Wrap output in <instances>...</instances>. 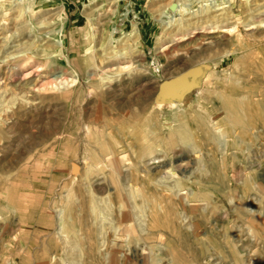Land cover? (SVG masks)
Returning a JSON list of instances; mask_svg holds the SVG:
<instances>
[{
	"label": "rangeland",
	"instance_id": "1",
	"mask_svg": "<svg viewBox=\"0 0 264 264\" xmlns=\"http://www.w3.org/2000/svg\"><path fill=\"white\" fill-rule=\"evenodd\" d=\"M73 7L0 0V264H264V0Z\"/></svg>",
	"mask_w": 264,
	"mask_h": 264
},
{
	"label": "bare ground",
	"instance_id": "2",
	"mask_svg": "<svg viewBox=\"0 0 264 264\" xmlns=\"http://www.w3.org/2000/svg\"><path fill=\"white\" fill-rule=\"evenodd\" d=\"M170 80V78H169ZM197 81H196V77L194 76L192 80H189V77L187 75H185L184 77L182 78H178V79H175L173 82L165 85V87L163 88V92L165 91L166 92V96L168 97H176V98H179L182 94V91L187 89V88H192L194 86V84H196ZM241 83V82H240ZM237 86V85H236ZM263 91V90H262ZM264 93V92H263ZM262 93H260L261 95ZM241 105H240V101L239 100H236L234 98H225V100L223 101V109H221L222 111L225 112L226 115H229L231 118H242L241 115H240V111H238L240 109ZM223 112V113H224ZM205 113V112H204ZM207 113V112H206ZM255 113L254 112H251L249 114H247L246 117H248V119L252 121H255L256 119V115H254ZM249 115L251 116L249 118ZM256 116V117H255ZM231 118H227L225 121H217V120H214L212 119L211 120V124L207 127L206 123L202 122V127L206 130V131H211L212 132H216V134L218 133V140L220 142V147L219 149H222L223 152H226L229 147H230V138L232 137L231 135L230 136H227L226 139H225V136L221 135L220 132H219V129L222 127V125L224 123H227V122H230V119ZM210 119V118H209ZM222 120V119H221ZM249 120V121H250ZM232 124V123H231ZM216 139V138H215ZM219 147V146H218ZM206 149V148H205ZM225 156V155H224ZM234 156V155H233ZM225 158V157H224ZM223 160V159H222ZM157 161V159H156ZM159 162V161H157ZM222 163V162H221ZM225 163V161H224ZM222 165V164H221ZM116 166V165H115ZM161 168V167H160ZM197 168V167H196ZM161 170V169H160ZM226 170V169H225ZM77 171V169H76ZM194 172V171H192ZM191 172V173H192ZM201 172V171H200ZM226 173V172H225ZM224 173V174H225ZM193 175V173L191 174ZM238 177V176H237ZM232 178V177H231ZM243 178V177H242ZM224 179V178H223ZM237 179V178H236ZM140 180V179H139ZM235 182V181H234ZM233 182V183H234ZM134 185V184H133ZM124 186V185H123ZM223 194V193H222ZM243 195V194H242ZM195 198V197H194ZM127 199V198H126ZM255 203V202H254ZM253 205V204H252ZM239 214V213H238ZM241 215V214H240Z\"/></svg>",
	"mask_w": 264,
	"mask_h": 264
},
{
	"label": "built area",
	"instance_id": "3",
	"mask_svg": "<svg viewBox=\"0 0 264 264\" xmlns=\"http://www.w3.org/2000/svg\"><path fill=\"white\" fill-rule=\"evenodd\" d=\"M49 4H56L60 7H66V0H46Z\"/></svg>",
	"mask_w": 264,
	"mask_h": 264
},
{
	"label": "crops",
	"instance_id": "4",
	"mask_svg": "<svg viewBox=\"0 0 264 264\" xmlns=\"http://www.w3.org/2000/svg\"><path fill=\"white\" fill-rule=\"evenodd\" d=\"M76 1L77 0H66V7H69L70 8V10H72L71 9V7H73V6H75V3H76ZM74 8V7H73ZM73 13V12H72Z\"/></svg>",
	"mask_w": 264,
	"mask_h": 264
}]
</instances>
